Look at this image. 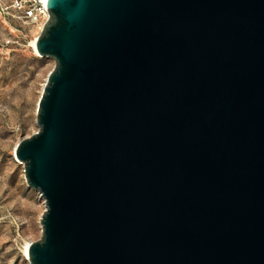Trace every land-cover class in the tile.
<instances>
[{"label": "water", "instance_id": "95a60500", "mask_svg": "<svg viewBox=\"0 0 264 264\" xmlns=\"http://www.w3.org/2000/svg\"><path fill=\"white\" fill-rule=\"evenodd\" d=\"M45 8L30 263L264 264V0Z\"/></svg>", "mask_w": 264, "mask_h": 264}, {"label": "rangeland", "instance_id": "374dc122", "mask_svg": "<svg viewBox=\"0 0 264 264\" xmlns=\"http://www.w3.org/2000/svg\"><path fill=\"white\" fill-rule=\"evenodd\" d=\"M15 26L18 22L0 16V264H30L21 247L42 236L44 199L27 185L24 163L13 153L19 140L38 130L37 100L55 66L52 58L27 49ZM37 31L27 28L30 38Z\"/></svg>", "mask_w": 264, "mask_h": 264}, {"label": "built area", "instance_id": "2783aa9c", "mask_svg": "<svg viewBox=\"0 0 264 264\" xmlns=\"http://www.w3.org/2000/svg\"><path fill=\"white\" fill-rule=\"evenodd\" d=\"M45 3L46 0H0V16L18 22V26L12 29L20 37L26 38L25 46L33 53H36V48L30 43L32 38L28 36L27 28L36 27L40 33L42 26L49 17Z\"/></svg>", "mask_w": 264, "mask_h": 264}, {"label": "bare ground", "instance_id": "6f19581e", "mask_svg": "<svg viewBox=\"0 0 264 264\" xmlns=\"http://www.w3.org/2000/svg\"><path fill=\"white\" fill-rule=\"evenodd\" d=\"M43 27V26H42ZM42 29V28H41ZM37 33H39V31L36 32V34H34L33 38L31 39V44L35 45V37L37 36ZM47 79V78H46ZM46 81V80H45ZM45 84V83H44ZM44 86V85H43ZM43 88V87H42ZM14 154V153H13ZM31 242H24L22 247H21V251L25 257V259L30 263L29 257H28V248L30 246ZM31 264V263H30Z\"/></svg>", "mask_w": 264, "mask_h": 264}]
</instances>
